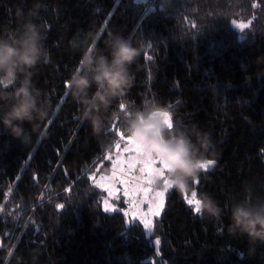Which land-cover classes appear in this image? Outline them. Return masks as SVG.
<instances>
[{"label": "trees", "instance_id": "trees-1", "mask_svg": "<svg viewBox=\"0 0 264 264\" xmlns=\"http://www.w3.org/2000/svg\"><path fill=\"white\" fill-rule=\"evenodd\" d=\"M37 4L34 22L45 29L50 60L32 79L48 116L34 131L24 125V143L0 128V264H17L16 255L27 264L33 257L36 264H264V245L228 232L233 204L264 202V64L256 63L264 57V0H170L166 7L162 0H0V37L32 18L21 10ZM91 29L143 45L133 86L106 118L156 101L213 142V167L188 189L167 192L153 223L157 253L138 222L103 212L104 192L86 180L99 163L97 173H109L105 157L122 133V121L113 120L112 143L102 147L66 88L82 54L77 38ZM192 192L199 203L211 195L221 220L197 214L184 199Z\"/></svg>", "mask_w": 264, "mask_h": 264}, {"label": "clouds", "instance_id": "clouds-1", "mask_svg": "<svg viewBox=\"0 0 264 264\" xmlns=\"http://www.w3.org/2000/svg\"><path fill=\"white\" fill-rule=\"evenodd\" d=\"M169 2L162 0V6L166 7ZM39 9L37 4L26 14L21 10V15L32 18L23 21L10 37H0V105L7 106L0 114V128L22 143L30 136L24 125L34 131L48 116L47 106L40 102L41 92L32 79L36 68L50 60L45 29L34 22ZM238 10L236 7L235 11ZM77 39L82 54L66 88L80 107L81 122H87L101 146L107 148L112 143L107 132L112 121L120 119V131L138 146L141 158L158 161L171 187L188 189L213 154L208 132L197 124L185 123L172 111L173 106L156 101L145 102L134 111L126 109L122 115L114 112L111 118L104 115L113 101L122 100L133 86L132 67L141 55L142 42H134L118 31H109L101 38L92 29L84 33L82 40ZM101 42L103 48L98 47ZM256 63L264 64V57ZM93 87L95 92H90ZM151 180L154 185L162 181L159 174ZM199 212L204 218L218 222L223 209L211 195L203 194ZM228 232L234 237L247 238L253 246L264 245V202L251 204L246 199L233 204ZM16 259L17 264H27L22 256L16 255ZM37 259L33 257L31 264H36Z\"/></svg>", "mask_w": 264, "mask_h": 264}, {"label": "snow or ice", "instance_id": "snow-or-ice-1", "mask_svg": "<svg viewBox=\"0 0 264 264\" xmlns=\"http://www.w3.org/2000/svg\"><path fill=\"white\" fill-rule=\"evenodd\" d=\"M236 26L241 29H243L244 27L243 25ZM148 59H151V57L149 56ZM118 137L120 141H125V136H123L122 133ZM128 146H131V150L135 152L137 162L142 164L141 172L144 173V175L140 177H133L131 180H129L125 179L123 171H121V174L118 176L117 169L121 168V161L119 158H117L113 161L112 176H100L99 179H97L95 174H89L86 177V180L91 181L92 187L94 189H99L102 192H106L108 194V197L101 201V207L105 212L117 211L116 207L112 203H110V201H115L119 199L117 183L123 185V194L125 197H127V200L125 202L130 206L129 210L123 213L124 216L129 221L138 220L146 230L151 232L153 229L152 217L160 215V210L163 206L164 196L163 192L156 193L155 198L148 195V193L151 191V178L153 177V174L156 171L157 161H147L142 159L138 146L135 145L132 140L127 137L124 151L130 150ZM115 148L117 149V151H119L121 149V143L117 142L115 144ZM214 163L215 162L212 160L207 161L204 165H202L203 170H207ZM160 177L163 182L164 188H171V186L167 183V180L164 178V171L162 168H160ZM134 194L142 195L143 198H137V196H134ZM157 200L159 202H157ZM188 203L192 205V201H188ZM141 204L148 205L147 212L142 211L140 207ZM57 207L62 210L65 208V205L58 204ZM194 211L197 214H200L199 200L195 201ZM155 243L157 246H159L161 244V241L159 239H156Z\"/></svg>", "mask_w": 264, "mask_h": 264}, {"label": "rangeland", "instance_id": "rangeland-1", "mask_svg": "<svg viewBox=\"0 0 264 264\" xmlns=\"http://www.w3.org/2000/svg\"><path fill=\"white\" fill-rule=\"evenodd\" d=\"M236 25H237V23H232L231 24V26H233L234 28L237 27ZM126 139H127V137H125V141H119L121 143V149L119 151H117V149L115 148V145H114L113 150L111 152H109L107 154V156L105 157V161H109L110 162V171H109V173H107V174H101V173L98 174L97 171L99 170V168L103 164V163H99V165L97 166L96 170L93 173H91V174H95L97 179H99L100 176H109V177L112 176L113 161L116 160L117 158H119L120 161H121V168L117 169V175L118 176L121 174V171H123L125 179H129V180H131L133 177H140V176L144 175V173L141 172L142 164L137 162L136 154H135V152L133 150H131V146H128L129 149H130L129 151H124ZM139 151H140V149H139ZM158 164H159V162L157 161V168H156V171L154 172L153 176L156 175V174H159V176H160V168L161 167H159ZM213 165L210 166L207 170L211 169L213 167ZM202 171H206V170H202ZM167 183H168V181H167ZM150 188H151V191L148 193V195L153 197V198H155V194L158 193V192H163L164 193L163 206L161 207V210H160V215H161V213H162V211L164 209V206H165L166 194H167L168 191H170L174 187L165 189L164 185H163V182L161 181L158 185L151 184ZM117 190H118L119 199L115 200V201H110V203H112L116 207L117 211L105 212L103 210V208L101 207L103 212L106 213V214H109V215L113 214V213H116V212H120L122 214V216L124 217L125 222L127 224H129L131 222H138L142 226L146 237L150 241L151 246L154 248V250L157 253L159 251V246L160 245L157 246L156 243H155L156 238H152L151 237L152 233H153V229H152L151 232H149L148 230H146L143 227V225L138 220L129 221L128 219H126V217L124 216L123 213L128 211L130 206L125 202L127 200V197H125L124 194H123V185L117 183ZM181 191H183V190H181ZM134 196H137V198H141V199L143 198L142 195H138V194H134ZM107 197H108V194L106 192H104V196H103L102 200L107 198ZM184 199L186 200V202L192 201V205L191 206L194 209L195 201H196L194 192L190 193L189 195L184 194ZM157 202H159V201L157 200ZM140 207H141L142 211H144V212L148 211V205L147 204H141ZM160 215L152 217L153 223H154L155 219H158L160 217Z\"/></svg>", "mask_w": 264, "mask_h": 264}, {"label": "water", "instance_id": "water-1", "mask_svg": "<svg viewBox=\"0 0 264 264\" xmlns=\"http://www.w3.org/2000/svg\"><path fill=\"white\" fill-rule=\"evenodd\" d=\"M164 115L166 116L167 114L165 113Z\"/></svg>", "mask_w": 264, "mask_h": 264}]
</instances>
